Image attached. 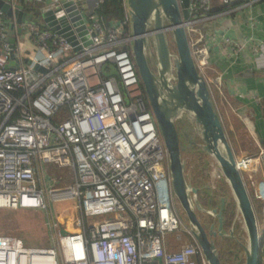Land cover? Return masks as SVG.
I'll use <instances>...</instances> for the list:
<instances>
[{
  "label": "built area",
  "instance_id": "2783aa9c",
  "mask_svg": "<svg viewBox=\"0 0 264 264\" xmlns=\"http://www.w3.org/2000/svg\"><path fill=\"white\" fill-rule=\"evenodd\" d=\"M4 1L13 12L43 0ZM74 1L87 29L80 35L69 22L76 50L45 23L49 17L69 19L64 0H50L35 10L33 20L21 23L0 10V208L40 211L47 227L45 246L0 234V264H208L180 215L168 153L143 103L141 81L125 47L131 38L126 0L124 20L107 26L95 12L105 0ZM212 1L188 0L185 22L203 77L210 44L202 40L201 27L216 28L220 16ZM256 1L241 0L222 12ZM25 37L34 48L31 55L22 52ZM10 38L15 39L14 66L9 64ZM225 40L234 53L239 51ZM35 64L46 71L34 70ZM110 64L117 76L102 74L101 67L108 72ZM63 105L69 118L52 122ZM47 163L68 169L73 181L54 185L45 172ZM235 163L243 179L244 172L256 173L261 165L262 179L254 193L264 215V145L256 153L235 156ZM214 170L212 181L223 177L218 167ZM64 199L76 201L80 212L72 222L74 230L65 231L51 207ZM174 231L175 237L168 238ZM182 234L190 239L178 247Z\"/></svg>",
  "mask_w": 264,
  "mask_h": 264
},
{
  "label": "water",
  "instance_id": "95a60500",
  "mask_svg": "<svg viewBox=\"0 0 264 264\" xmlns=\"http://www.w3.org/2000/svg\"><path fill=\"white\" fill-rule=\"evenodd\" d=\"M126 3L130 15L134 64L168 153L173 192L187 214L193 237L200 245L208 264H221L211 234H223L221 212L225 198L220 197L219 208L212 209L218 225L216 231L210 225L211 234H207L193 208L195 206L198 210H204L196 198L198 189L184 175L185 161L181 158L183 147L176 122L182 126V136L188 146L199 147L215 160L230 188L248 236L243 264H258L261 233L256 212L243 176L236 166L234 152L214 107L208 84L196 68L185 27L189 15L188 0H182L181 3L178 0H126ZM62 6L69 19L62 17L52 20L49 17L45 19V23L51 30L70 41L76 50L78 47L75 46L76 39L69 22L73 23L80 35L86 33V25L74 0H64ZM0 10L6 16L14 14L19 23L30 18L33 20V14L20 8L12 12L10 5L4 0H0ZM150 25L151 30L148 31ZM148 35L152 39L156 73L151 70L145 54ZM83 40L85 45L91 43L88 35ZM14 44L15 39L10 38L11 66L15 65ZM108 67V72L104 70V65L101 67L103 75H118L113 64ZM33 69L46 71L38 64ZM189 125L194 129L193 136L190 134Z\"/></svg>",
  "mask_w": 264,
  "mask_h": 264
},
{
  "label": "crops",
  "instance_id": "0c3cea01",
  "mask_svg": "<svg viewBox=\"0 0 264 264\" xmlns=\"http://www.w3.org/2000/svg\"><path fill=\"white\" fill-rule=\"evenodd\" d=\"M235 2L238 5L241 0L232 3ZM221 7L222 4L215 8ZM26 11L38 15L37 11ZM219 12L216 28L201 27L202 40L210 44L208 66L203 75L227 138L231 144L236 142L233 152L238 157L256 153L264 145V0ZM226 37L240 47L238 52H233ZM246 137L253 140L255 148L241 147L240 141ZM261 170L258 164L256 173H247L254 192L262 179Z\"/></svg>",
  "mask_w": 264,
  "mask_h": 264
},
{
  "label": "rangeland",
  "instance_id": "374dc122",
  "mask_svg": "<svg viewBox=\"0 0 264 264\" xmlns=\"http://www.w3.org/2000/svg\"><path fill=\"white\" fill-rule=\"evenodd\" d=\"M50 0H43L42 2H34L32 5H36V7L45 6L49 4ZM212 4L214 7L220 6V0H213ZM32 18L28 19L31 21ZM22 43V52L28 55L33 54L34 48H32L27 38H23ZM127 49H129V54L131 61L135 63L134 56L132 53V49L130 44L126 45ZM25 64H28L29 61H24ZM136 69V68H135ZM136 74L139 77V74L136 69ZM141 83V82H140ZM142 86V85H141ZM69 118V110L67 105L61 106L58 111L52 116L51 120L54 123H61L64 120ZM190 129L194 134V129L191 125ZM177 127L179 131L180 140L182 141V147L184 148L181 151V158L185 161L184 166V175L186 180L191 183L192 186L196 187L198 190L196 198L198 199L201 206L204 210H198L195 208L196 216L200 220V222L204 223L207 226L213 225L214 230L216 231L217 225L215 222L216 214L212 212V209H218L219 205L217 202V198L219 199V191L221 187L222 179L212 181V177H210L213 173H215V167L217 168L215 160L205 152L201 151L199 147H194L193 145L188 146L186 144L185 139L182 136V126L178 125ZM197 142H200L196 139ZM241 147H249L255 148V144L253 140L249 137L242 138ZM233 143V142H232ZM236 142L233 144L235 145ZM231 144V142H230ZM233 144H231L233 150ZM185 146V147H184ZM254 150V149H253ZM234 155H238L237 152H234ZM45 172L52 175V181L54 185H62L68 184L73 181V176L69 175L68 169L61 168L58 165L53 163H47L44 166ZM225 180V179H224ZM244 181L247 189L252 193L251 197L254 201V205L257 209L256 216L259 225L260 235H262V231L264 229V215L261 214L260 204L258 203L257 198L255 197L254 190L251 186V181L247 178V172H244ZM229 193L231 194L230 188ZM216 195V198L214 196ZM232 195V194H231ZM178 209L182 220L187 228L191 229L190 223L187 218V214L185 210L181 207L178 199L176 198ZM76 201L64 199L59 201H54L51 205L53 208V213L55 217H58L60 224L63 226L65 231L74 230L75 225L72 223L73 220L80 215L78 208H76ZM259 204V205H258ZM255 209V208H254ZM46 216L44 213L40 211L34 210H23V209H1L0 208V234H11L15 235L22 239V241L26 245L30 246H45L47 245L45 242L47 227L45 225ZM241 229V230H240ZM178 231H174L172 233H168L167 237H175V234ZM224 234H228L230 237L237 239L240 241L242 250L234 253L233 257L226 258L223 254H221V264H243L245 261V250L244 248L248 247V236L245 232L243 221L241 219L240 213L236 215L235 219H233L232 226L229 228L227 232ZM190 234H182V241L178 244L187 242L190 239ZM219 235V234H218ZM219 235V236H223ZM216 237V236H215ZM218 240H220L218 238ZM219 247H221L220 243H218Z\"/></svg>",
  "mask_w": 264,
  "mask_h": 264
},
{
  "label": "trees",
  "instance_id": "16d2710c",
  "mask_svg": "<svg viewBox=\"0 0 264 264\" xmlns=\"http://www.w3.org/2000/svg\"><path fill=\"white\" fill-rule=\"evenodd\" d=\"M238 2L231 3V4H224L222 7L215 8L213 11H220L224 10L228 7L237 5ZM26 10H33L35 11L37 9L36 5L31 4H24L23 5ZM96 15L102 22L104 26L109 25L112 21L121 22L124 20L126 16V10L123 5L122 0H105L97 9H96ZM127 45V44H126ZM125 45V47H126ZM127 49V47H126ZM129 51V49H128ZM136 68V67H135ZM142 85V83H141ZM221 187L219 191V196L225 198V203L221 212L222 219H223V229L222 232H227L229 228L232 226L233 219H235L237 212H236V204L232 197V195L229 193V187L224 180V177L221 178ZM199 190V189H198ZM250 198L252 200L253 206L255 208V211H257L254 201L251 197V192L248 190ZM198 193V192H197ZM255 194V193H254ZM199 195V193H198ZM214 196V195H213ZM216 198V195L214 196ZM220 199V198H219ZM217 198L218 205L220 204V200ZM259 203V201H258ZM259 205V204H258ZM259 209V207H258ZM216 225H218L217 218H215ZM241 230V229H240ZM223 235V234H221ZM218 238L220 240H218ZM216 249L218 251L220 261H221V254H223L226 258H230L234 256V253L237 251L242 250V246L239 240L234 239L230 237L228 234H224L223 236L217 235L216 237L212 238ZM261 241V248L259 252V261L258 264H264V232L260 236ZM218 243H220L221 247H219Z\"/></svg>",
  "mask_w": 264,
  "mask_h": 264
},
{
  "label": "flooded vegetation",
  "instance_id": "af4514ba",
  "mask_svg": "<svg viewBox=\"0 0 264 264\" xmlns=\"http://www.w3.org/2000/svg\"><path fill=\"white\" fill-rule=\"evenodd\" d=\"M150 30H151V25L148 27V31H150ZM147 39H148V40H147L148 42H147V46H146V48H145L146 58H147V61H148V63H149V66H150L151 70L154 71V72L156 73L155 54H154V50H153V46H152V39H151V36L148 35ZM129 44H130L131 49H132V38H130V40H129ZM142 99H143V103H144L145 107H146V108L151 112V114L153 115L152 108H151V106H150V102H149V100H148V98H147V95H146V92H145L143 86H142ZM176 124H177V122H176ZM178 125H180V124H178ZM190 134L193 136L192 131H190ZM186 144H187V142H186ZM184 147H185V146H184ZM183 149H184V148H183ZM193 208H194V211H195V206H194ZM195 214H196V211H195ZM199 221H200V220H199ZM201 224L204 226V229H205L206 233H207V234H211V231L209 230V227H210V226H207V225H205V224L202 223V222H201ZM213 230H214V227H213ZM214 231H215V230H214ZM217 235H218V233H217L216 235L211 234V237L213 238V237H215V236H217Z\"/></svg>",
  "mask_w": 264,
  "mask_h": 264
}]
</instances>
